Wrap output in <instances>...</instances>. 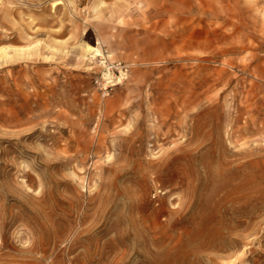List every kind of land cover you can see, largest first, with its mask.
Listing matches in <instances>:
<instances>
[{"label": "rangeland", "instance_id": "374dc122", "mask_svg": "<svg viewBox=\"0 0 264 264\" xmlns=\"http://www.w3.org/2000/svg\"><path fill=\"white\" fill-rule=\"evenodd\" d=\"M0 264H264V0H0Z\"/></svg>", "mask_w": 264, "mask_h": 264}, {"label": "bare ground", "instance_id": "6f19581e", "mask_svg": "<svg viewBox=\"0 0 264 264\" xmlns=\"http://www.w3.org/2000/svg\"><path fill=\"white\" fill-rule=\"evenodd\" d=\"M14 43H15V42H14ZM94 51H96V55H101V54L99 53V50L94 49Z\"/></svg>", "mask_w": 264, "mask_h": 264}, {"label": "built area", "instance_id": "2783aa9c", "mask_svg": "<svg viewBox=\"0 0 264 264\" xmlns=\"http://www.w3.org/2000/svg\"><path fill=\"white\" fill-rule=\"evenodd\" d=\"M114 66V65H113ZM109 68V67H108ZM113 68V67H112ZM111 69V68H110ZM110 69H108V74L110 73ZM106 74L107 77H110V75ZM110 80V79H109Z\"/></svg>", "mask_w": 264, "mask_h": 264}]
</instances>
